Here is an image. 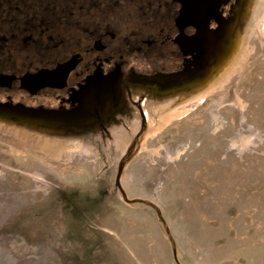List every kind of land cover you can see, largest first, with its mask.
Returning a JSON list of instances; mask_svg holds the SVG:
<instances>
[{
  "label": "rangeland",
  "instance_id": "obj_1",
  "mask_svg": "<svg viewBox=\"0 0 264 264\" xmlns=\"http://www.w3.org/2000/svg\"><path fill=\"white\" fill-rule=\"evenodd\" d=\"M240 20L192 88L133 86L144 123L0 111V264H264V0Z\"/></svg>",
  "mask_w": 264,
  "mask_h": 264
},
{
  "label": "flooded vegetation",
  "instance_id": "obj_2",
  "mask_svg": "<svg viewBox=\"0 0 264 264\" xmlns=\"http://www.w3.org/2000/svg\"><path fill=\"white\" fill-rule=\"evenodd\" d=\"M246 0H0V111L108 130L134 85L192 88L235 44ZM147 96V95H146Z\"/></svg>",
  "mask_w": 264,
  "mask_h": 264
},
{
  "label": "water",
  "instance_id": "obj_3",
  "mask_svg": "<svg viewBox=\"0 0 264 264\" xmlns=\"http://www.w3.org/2000/svg\"><path fill=\"white\" fill-rule=\"evenodd\" d=\"M121 169H122V165H120V166L118 167L117 175H116V177H115V184L117 185V187H118V189L120 190V192L123 193V190H122V188H121L120 185H119V176H120Z\"/></svg>",
  "mask_w": 264,
  "mask_h": 264
},
{
  "label": "bare ground",
  "instance_id": "obj_4",
  "mask_svg": "<svg viewBox=\"0 0 264 264\" xmlns=\"http://www.w3.org/2000/svg\"><path fill=\"white\" fill-rule=\"evenodd\" d=\"M50 144V143H49Z\"/></svg>",
  "mask_w": 264,
  "mask_h": 264
}]
</instances>
